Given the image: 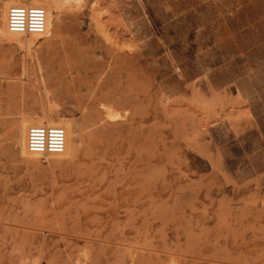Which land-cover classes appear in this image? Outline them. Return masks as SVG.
Segmentation results:
<instances>
[{
    "label": "rangeland",
    "instance_id": "obj_1",
    "mask_svg": "<svg viewBox=\"0 0 264 264\" xmlns=\"http://www.w3.org/2000/svg\"><path fill=\"white\" fill-rule=\"evenodd\" d=\"M80 4L50 38L0 36V264H264V0ZM97 99L126 112L101 185L88 136L20 155L21 113L82 123Z\"/></svg>",
    "mask_w": 264,
    "mask_h": 264
},
{
    "label": "bare ground",
    "instance_id": "obj_2",
    "mask_svg": "<svg viewBox=\"0 0 264 264\" xmlns=\"http://www.w3.org/2000/svg\"><path fill=\"white\" fill-rule=\"evenodd\" d=\"M80 1L81 0H1L0 1V36L5 38L10 37V40H13L14 38L19 41H26V40L35 41L36 39L42 37L50 38V36L52 35V27L55 25V24L53 25L55 19L54 17L58 15V12L61 11L63 8L73 12L80 7L81 5ZM13 4L38 5L43 7L46 10V15H47L45 32L43 34H30V35H23L20 33L11 32L7 26V11L8 8ZM91 7H92V19L94 20L95 25H99V17H101L99 15L100 9L98 7L99 12L98 10H96L97 12H95V9H93V5ZM85 14L84 12H82L80 16V21H81L80 26L82 29L84 28V24H85ZM58 25L59 24H57V26ZM92 25L93 24H89L90 27L89 29H91ZM100 29L102 28L100 27ZM54 30L56 31V28ZM102 32L104 31L102 30ZM106 101H104V99L103 100L97 99L94 105L90 109L85 111V113L83 114L84 117L82 118L83 120L82 123L75 119L65 118L59 111L48 108L49 106L47 107V109H41L42 110L41 112L28 111L21 113L16 123H15L16 120L15 121L13 120L15 123V126L13 128L14 129L13 139L15 140V144L18 146L20 155L24 158L69 157L78 150L79 145L83 141V138H85L84 136H88L90 138H93L95 143L93 147L94 149L89 157L90 163L88 166L86 165L87 167L84 170L85 178L88 181H90V184L92 186L101 185L106 176L103 172V164L99 160L100 150L102 147L100 137L101 135H103L105 130L108 129V127H110L112 124L117 123L122 118L126 117V112L121 113L118 108L116 109L113 105H111ZM53 106H55V104ZM31 125H58L63 127L66 133L64 150L61 153H46V154L30 152L27 147V130ZM76 261H78V259ZM80 263H83V261H81ZM24 264H35V262H26ZM74 264H79V263L75 262Z\"/></svg>",
    "mask_w": 264,
    "mask_h": 264
},
{
    "label": "built area",
    "instance_id": "obj_3",
    "mask_svg": "<svg viewBox=\"0 0 264 264\" xmlns=\"http://www.w3.org/2000/svg\"><path fill=\"white\" fill-rule=\"evenodd\" d=\"M46 10L38 5L13 4L7 11V26L11 32L23 35L43 34ZM66 133L58 125H31L27 130V147L35 153H61Z\"/></svg>",
    "mask_w": 264,
    "mask_h": 264
}]
</instances>
